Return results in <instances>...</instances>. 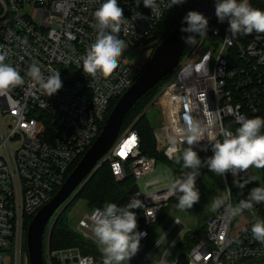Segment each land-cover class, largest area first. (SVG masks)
Wrapping results in <instances>:
<instances>
[{"label":"built area","instance_id":"obj_1","mask_svg":"<svg viewBox=\"0 0 264 264\" xmlns=\"http://www.w3.org/2000/svg\"><path fill=\"white\" fill-rule=\"evenodd\" d=\"M102 2L0 0V51L6 53L5 63L24 78V83L11 89L6 97L0 96V264H30L27 228L31 219L56 195L73 166L95 142L113 103L143 73L146 65L138 64V58L132 57L134 49L151 40L166 15L178 6L165 10L162 4V15L150 17V9L143 6L142 0L138 7L136 0H118L125 18L131 19L138 11L150 19L130 21L131 29H122L120 38L129 47L119 58V66L106 78L92 79L83 73L80 58L95 40L93 13ZM249 3L264 10V0ZM214 4L215 0H210L208 34L199 37L189 53L183 55L154 99L161 116V125L155 129L156 142L168 160L182 155V151L169 150L168 135L174 127L183 125L185 116L205 123L212 121L209 130L222 141L221 128L234 131L241 117L258 114L262 106L264 34H237L226 40L230 35L228 22H218ZM205 43L212 49H207ZM149 49L154 51L155 47ZM34 61L45 76L48 68L60 72L63 87L56 94L48 97L26 75ZM133 125L120 134L100 165L108 162L117 180L129 175L135 180L137 190L129 203L139 199L145 205L132 209L142 210L145 216V223L138 230L147 233L140 243L139 252L143 254L151 227L176 195H170L169 187L150 190L160 184L158 178L147 180L142 187L141 180L155 170L157 162L142 154L140 136ZM211 146L212 142L205 139L192 147L206 151ZM187 147L186 142L181 145V149ZM227 174L223 178L230 189ZM232 202L231 195L233 205ZM97 209L103 208L90 209L76 229L93 241L92 215ZM206 216V238L193 244L189 251L168 257L187 228L177 217L164 238L144 253L141 263L180 264L182 258L187 264H264V244L251 233L255 220L264 219V204L243 226L235 218L225 221L223 207ZM180 225L183 228L155 261L154 252ZM43 254L45 264H96L92 255L83 254L78 247L51 249L50 234L44 240Z\"/></svg>","mask_w":264,"mask_h":264},{"label":"clouds","instance_id":"obj_2","mask_svg":"<svg viewBox=\"0 0 264 264\" xmlns=\"http://www.w3.org/2000/svg\"><path fill=\"white\" fill-rule=\"evenodd\" d=\"M143 6L150 9V17L162 15L160 9L163 4L165 10L173 6L182 5L187 0H142ZM141 0H136L138 7ZM215 15L218 22H228L227 32L230 33L225 39L228 40L237 34L251 35L252 33L264 34V10L253 7L249 0H215ZM95 18L96 36L89 45L86 53L80 58L82 70L87 77L96 79L110 76L119 66V58L129 47L125 39L120 38L122 29H131L130 21L149 20V16L135 11L131 19L125 18L124 9L118 0H103L99 8L93 13ZM182 33H188L181 39L187 45H194L197 37L208 34L209 21L201 12L190 10L182 18ZM127 26V27H125ZM6 53L0 51V96H7L11 89L24 83V78L11 64L5 63ZM47 76L41 70L38 62H33L26 75L40 86L48 97L56 94L63 87L60 72L48 68ZM212 121L207 123L194 119L191 116L184 117L182 126H176L168 135L169 150L173 153L182 151L183 168L190 171L181 177L174 178L170 182V195L178 194L177 208L187 210L192 208L200 200V191L196 187L197 177L201 174L200 169L207 167L209 171L218 177H224L231 173L239 177L242 173H248L250 169H264V118L241 117L239 127L235 130L221 128L222 141L216 138L210 131ZM207 139L212 142L211 156L201 159L193 145ZM186 142L188 147L181 149ZM181 157L176 158L180 163ZM252 181H257L254 175H250L246 182L234 184L243 189ZM223 197H215L211 202L212 211L224 208L225 221H231L243 211H253L254 206L264 202V186L254 187L250 190L246 199H240L233 206L230 203L231 190L225 189ZM145 205L139 199L126 206L118 207L115 203H107L103 209H97L92 215V232L102 254V264H124L138 253L140 243L147 236L146 232L138 231L137 215L132 209L144 208ZM253 238L264 244V219L257 218L251 226Z\"/></svg>","mask_w":264,"mask_h":264},{"label":"trees","instance_id":"obj_3","mask_svg":"<svg viewBox=\"0 0 264 264\" xmlns=\"http://www.w3.org/2000/svg\"><path fill=\"white\" fill-rule=\"evenodd\" d=\"M186 10L180 15V17L176 20L175 25L168 32H166V30L164 29L168 26L170 20L175 19V13L178 11H176V9L174 8L171 12L166 15V17L156 28L154 33L155 36L156 34L161 32V38L159 40V43L164 38H166L178 25V23L185 15ZM164 32L166 33L164 34ZM198 39L199 37H197V40ZM159 43L156 45V47L159 45ZM194 45H188L185 50L184 57L189 53V51L193 48ZM260 75L262 76V106L259 113L251 115L250 118H253L255 116H260L261 118H264V66L260 69ZM165 80L166 79H164L153 89L148 91L141 98V100L130 110L122 126L121 134L127 129L128 126L134 124L133 127L137 130L140 136L142 154L148 157L155 158L157 163H165L171 169L172 173L174 174V178H177L183 176V174L190 171V169L183 168L182 155L180 156V163H177L176 159L168 160L165 155L160 152L155 137L156 128L151 124L148 114L143 112L146 104L149 101H152V99L158 93ZM116 102L117 101L113 103V107ZM113 107L111 108V111ZM261 133L264 134V128L261 129ZM193 150L197 152V154L202 160L213 154L212 146L206 151H199L197 149ZM75 167L76 165L73 166L72 170H74ZM206 168L207 167L201 168L200 172H203ZM262 172L264 179V169H262ZM244 174L245 173H242L239 177L234 178L232 174L229 173L227 174L228 182L230 183L231 178L232 180L241 182ZM229 175H231L232 177L229 178ZM218 188L224 189L225 186H222L220 188L216 183H213L209 189L212 192ZM136 190L137 188L135 185V180L132 175H129L126 179L117 180L113 174L110 164L108 162H105L99 167V169L94 173L90 180L85 184L80 194L88 201V204L91 206L90 209H92L95 207L103 208L107 203H115L118 207L126 206L129 204V201ZM169 206L170 203L163 210L158 223L163 220L165 211L168 209ZM132 211H134L137 215L139 230L145 223L144 212L142 210ZM205 238L206 225L204 224V226L200 227L194 234L187 233L183 241L175 245V249L178 251L177 254L182 251H189L193 244ZM50 246L53 250L65 249L68 247H78L83 254L92 255L95 258L96 264H102L103 261V257L99 250L97 242L86 238L80 232L74 230L69 224L66 212H62L57 218L55 224L53 225L52 231L50 233ZM180 264H187V260L180 258Z\"/></svg>","mask_w":264,"mask_h":264},{"label":"rangeland","instance_id":"obj_4","mask_svg":"<svg viewBox=\"0 0 264 264\" xmlns=\"http://www.w3.org/2000/svg\"><path fill=\"white\" fill-rule=\"evenodd\" d=\"M189 3H190V0H187L186 3H184L182 5H178L175 7L176 11H178V12L175 13V19L170 20L168 23V26L164 29V30H166V32L171 30V28L175 25L176 20L187 9ZM166 32H164V34ZM160 38H161V32L156 34L151 40H148L146 42V44H144V46H142V47L139 46V47L134 49V51H133L134 53H132V57L138 58L137 59L138 64L143 63V62L145 63V65L147 64V62H148V60H149V58L153 52L149 48L153 47V46L156 47V45L159 43ZM205 46L209 50L212 49L208 43H205ZM214 56H215V54H214ZM154 99H155V97L152 99V101H149L146 104L143 112L148 114V117L151 121V124L155 128H157L161 125V116H160L157 105L154 103ZM132 125H130V126H132ZM130 126H128L127 129ZM99 167H97L96 171L99 169ZM250 175H254L256 177L257 181H252L251 183L247 184L243 189L237 187L234 184V180H232V178H231L232 176L229 175L230 176L229 178H231L229 184H230V190H231V193L233 196V202H232L233 206L238 204L240 199H246L252 188L264 186L262 169H250L248 173H245L243 175L241 183L246 182L248 176H250ZM90 178H89V180H90ZM156 178H158L160 180V184H158L154 187H151L150 190L169 187L170 182L174 179V174L172 173L171 169L165 163L159 162L156 164L155 170L151 174H149L148 176H146L144 179L141 180L142 187L144 188L147 180H152V179H156ZM213 183H216L220 188L222 186H225V188L224 189L218 188V189L211 192L209 188L212 186ZM85 184L81 185L74 192V194L71 197H69L57 209L55 214L52 216V218L49 222V225L47 226L48 228H47V231L45 234V238L48 237V235L51 233L54 221L59 217V215L62 212H66V216L68 218L70 226L74 230L77 229L78 221L86 213H88L90 211V208H91V206L88 204V201L84 197H82L80 194V192H81L82 188L85 186ZM196 187L200 191L199 202L196 203L190 209H187V210L178 209L177 208L178 194H177L172 199V201L170 202V206L168 207V209L165 211V215L163 217V220L151 227V236L146 241V245H145V248L143 250V254H142V252L138 251V253L135 255V257H133L129 261V264H144V263H141V259L144 258V253H149L153 249L154 243L156 241H159V240L164 238L167 231L170 229L172 221L175 217L181 218L183 223L187 226L185 233L179 238V240L176 242V245L183 241V239L187 233L194 234L200 227L204 226V224L206 223V219H204V217L212 212V209L210 207L212 200L218 196L223 197L226 194L225 189L227 188V186L225 185V181H224L223 177L216 176L214 173H212L211 171H209L206 168L197 177ZM263 204H264V202H261L260 204H257V205H263ZM257 210H258V208L255 205L253 211L245 210L242 212V214L236 216L235 219L238 220L239 226H243L252 217H254ZM182 228H183V225L176 227L169 235H167L165 237V239L162 243V246L159 249H157L153 254V258L155 261H157L160 257H162V255L165 252L168 245L176 238V236L180 232V229H182ZM68 248H70V247H68ZM177 252L178 251L176 249H174L173 254L168 255V257H174V255H176ZM124 264H128V262L125 261ZM149 264H156V263L150 261Z\"/></svg>","mask_w":264,"mask_h":264},{"label":"water","instance_id":"obj_5","mask_svg":"<svg viewBox=\"0 0 264 264\" xmlns=\"http://www.w3.org/2000/svg\"><path fill=\"white\" fill-rule=\"evenodd\" d=\"M209 2L210 0H190L185 15L188 11L195 10L207 16ZM182 26L186 27L187 25L182 24L181 19L172 32L155 47L143 73L117 101L95 142L68 176L56 195L31 219L27 228V249L30 264H45L43 254L44 240L47 226L52 216L94 174L101 163V159L111 150L119 138L122 126L130 110L148 91L165 79L181 61L188 47L181 39L182 36L188 35V33L180 31ZM204 219H207V216ZM183 257H185L184 254Z\"/></svg>","mask_w":264,"mask_h":264},{"label":"crops","instance_id":"obj_6","mask_svg":"<svg viewBox=\"0 0 264 264\" xmlns=\"http://www.w3.org/2000/svg\"><path fill=\"white\" fill-rule=\"evenodd\" d=\"M258 206H259V205H256L257 208H258ZM175 218H177V217H175ZM175 218H174V219H175ZM174 219H173V220H174ZM172 223H173V221H172ZM171 225H172V224H171ZM95 242H96V241H95Z\"/></svg>","mask_w":264,"mask_h":264}]
</instances>
